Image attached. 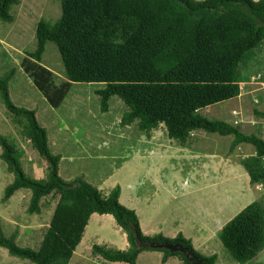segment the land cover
<instances>
[{"label":"trees","instance_id":"obj_1","mask_svg":"<svg viewBox=\"0 0 264 264\" xmlns=\"http://www.w3.org/2000/svg\"><path fill=\"white\" fill-rule=\"evenodd\" d=\"M61 15L53 22L41 18L36 27L37 43L22 61L52 106H59L74 82H100L97 88L101 110L112 96L128 107L123 124L138 121L149 134L164 124L171 139L184 146L195 130L232 135L229 150L242 143L254 153L243 156L251 183L264 182V138L242 131L224 119L210 118L200 110L238 97L242 82L250 81L251 63L264 50V0H58ZM20 0H0V20L13 21L11 8ZM47 42H53L68 78L54 85L53 71L43 65ZM15 69L0 76V101L21 134L46 160V175L34 178L21 166L25 149L0 131V157L13 179L4 187L7 201L20 189L30 191V213H40L43 198H57L48 227L37 249L20 246L15 236L0 230V246L8 253L34 264H69L94 212L112 214L126 233L128 247L119 249L94 243L92 253L109 261L136 264L143 250L162 252L184 264H215L217 253L197 251L192 240L178 233L147 235L136 211L120 201L121 186L106 195L82 178L60 175L61 155L51 152L46 128L36 111L14 103L9 83ZM264 118V110L254 107ZM223 246L244 263L264 250V200L255 199L219 229ZM155 242H173L186 251L158 247Z\"/></svg>","mask_w":264,"mask_h":264},{"label":"rangeland","instance_id":"obj_2","mask_svg":"<svg viewBox=\"0 0 264 264\" xmlns=\"http://www.w3.org/2000/svg\"><path fill=\"white\" fill-rule=\"evenodd\" d=\"M11 13L13 21L0 20V76L11 68L15 69L9 83L10 96L15 104L36 111L39 122L47 130L51 152L62 156L59 171L64 179L82 178L102 195H106L118 182L123 185L124 193L129 195L131 190L128 187L131 188L135 181L136 192L142 200L162 197L167 201L168 213L188 216L193 212L198 215L202 211L221 212L222 218H217L213 230L232 218V163H240L243 156L249 155V150L254 149L252 144L242 143L230 151L232 135L195 130L184 146L173 139L166 147L169 150L166 152L167 158H158L156 162L160 166H155L146 145L140 142L145 132L139 129L138 121L130 124L121 122L122 115L128 110L122 99L117 95L112 96L108 110H101L96 89L103 87V83L74 82L62 103L52 106L24 70L22 61L27 55L26 51L33 50L37 43L38 21L44 18L54 22L61 15L59 1L20 0L12 6ZM42 63L53 71L55 86L68 79L61 54L53 42H47ZM249 71L251 79L242 82L238 97L211 104L200 111L210 118L224 119L238 125L246 133L264 138V118L256 116L253 110L254 107L264 110V50L258 52ZM0 131L25 149L20 159L25 172L34 178L45 177L46 160L23 137L21 128L11 120L1 101ZM151 133L168 135L164 124ZM1 150L0 146V153ZM179 161L189 165L188 177L185 172L175 170ZM177 172L182 174L184 180L187 177L186 181L183 182V178L176 175ZM171 175L172 184L169 183ZM12 179L13 174L0 157V230L6 235L13 234L20 246L37 249L49 225L57 198L51 195L44 197L41 212L30 213L27 210L31 194L28 189L18 190L7 201L2 199L4 187ZM246 186L251 191L256 186L261 192L259 197L264 200V182ZM93 222L94 219H91L90 227ZM105 231L110 236L107 238L109 240L112 232L108 227ZM214 241L217 245L208 251L215 250L219 257L218 264H245L232 258L218 236ZM89 242L90 239L86 238V244L82 245L86 247L85 250L77 247L79 249L69 264H117L93 254L92 248L87 249ZM0 264L34 263L10 255L6 248L0 246Z\"/></svg>","mask_w":264,"mask_h":264},{"label":"crops","instance_id":"obj_3","mask_svg":"<svg viewBox=\"0 0 264 264\" xmlns=\"http://www.w3.org/2000/svg\"><path fill=\"white\" fill-rule=\"evenodd\" d=\"M165 133H143L141 137L143 138L140 142L146 145V149L149 150L150 155L153 158L155 166H160L156 162V160L160 157H166L168 148L167 145L172 143V140L168 135H164ZM105 135H103L104 137ZM167 138V139H166ZM106 142V141H105ZM108 142V141H107ZM243 145V144H242ZM182 150V148H179ZM182 152V151H181ZM254 153V149L249 150L248 154ZM62 157V156H61ZM241 163H232V217L237 214L243 207L253 201V199L260 198L261 192L256 189L253 191L247 190L246 185H251L250 176L246 169H243L240 165ZM245 168V167H244ZM172 169V168H171ZM189 165L185 162L179 161L176 162L175 170L179 172H185V176L188 177ZM179 172L176 173L177 176L182 177V174ZM172 176H170L169 183L172 184ZM183 178V182L186 181ZM135 178V177H134ZM121 186V194L120 201L126 206L134 209L138 214L140 220V226L143 232L147 235H155V234H163L167 237H175L178 233H183L184 236L190 238L194 247L202 254L210 255L214 253V251H208L217 243L214 241L216 236H218V231L225 224H219L218 230L217 227L215 230L212 229L213 226L216 225L217 218H222V213H213V212H200V215L191 213L188 216H182L177 213H168L166 210L168 209L167 201L160 197L158 200H155L151 197H146L145 199H141V196L136 192V182L132 183V187H128L129 195L124 193L123 185L118 182ZM242 184V185H241ZM242 186V187H240ZM253 189V188H252ZM217 216V217H216ZM94 219L92 223V227H90V221ZM110 226L112 227L110 230ZM108 227L109 232L112 233L111 238L107 240L108 236L105 228ZM90 239L89 248L91 249L94 243L102 244L110 242L111 247L126 249L128 247L127 235L123 230L117 225L115 218L112 214L105 213L100 214L94 212L89 220L88 225L86 226V230L84 232V236L78 245L81 250H85L86 247L82 245L86 244L85 240ZM78 248V249H79ZM76 249V251L78 250ZM75 251V252H76ZM92 251V249H91ZM75 255V253H74ZM101 257L100 255H98ZM146 256V257H145ZM145 258V259H144ZM219 257L215 264H218ZM121 262V263H120ZM264 264V250L261 251L257 256L253 259L244 262L245 264ZM113 263L117 264H129L123 261H113ZM184 264L178 257L171 256L167 261L163 262L162 260V252L158 250H143L137 259L136 264Z\"/></svg>","mask_w":264,"mask_h":264},{"label":"water","instance_id":"obj_4","mask_svg":"<svg viewBox=\"0 0 264 264\" xmlns=\"http://www.w3.org/2000/svg\"><path fill=\"white\" fill-rule=\"evenodd\" d=\"M153 245L158 246V247H164L168 248L172 251L175 250H181V251H186V247L182 244L179 243H173V242H155ZM196 264H202L201 262H196Z\"/></svg>","mask_w":264,"mask_h":264}]
</instances>
